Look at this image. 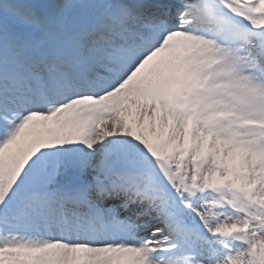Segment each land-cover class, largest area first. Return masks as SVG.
<instances>
[{"label": "snow or ice", "instance_id": "snow-or-ice-1", "mask_svg": "<svg viewBox=\"0 0 264 264\" xmlns=\"http://www.w3.org/2000/svg\"><path fill=\"white\" fill-rule=\"evenodd\" d=\"M0 264H264V0H0Z\"/></svg>", "mask_w": 264, "mask_h": 264}]
</instances>
